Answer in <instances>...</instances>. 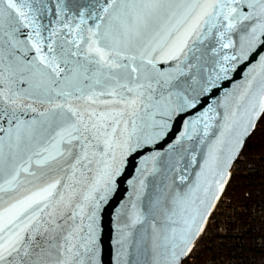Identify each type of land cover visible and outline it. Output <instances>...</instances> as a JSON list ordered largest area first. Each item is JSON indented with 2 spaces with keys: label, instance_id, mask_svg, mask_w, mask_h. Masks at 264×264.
Returning a JSON list of instances; mask_svg holds the SVG:
<instances>
[{
  "label": "snow or ice",
  "instance_id": "obj_1",
  "mask_svg": "<svg viewBox=\"0 0 264 264\" xmlns=\"http://www.w3.org/2000/svg\"><path fill=\"white\" fill-rule=\"evenodd\" d=\"M260 52L264 0H0V264H98L96 214L125 156ZM240 89L181 137L202 125L194 182L149 187L164 174L149 158L117 242L125 264L191 253L223 191L226 133L264 113V55Z\"/></svg>",
  "mask_w": 264,
  "mask_h": 264
},
{
  "label": "water",
  "instance_id": "obj_2",
  "mask_svg": "<svg viewBox=\"0 0 264 264\" xmlns=\"http://www.w3.org/2000/svg\"><path fill=\"white\" fill-rule=\"evenodd\" d=\"M259 55H264V52H260ZM259 55L253 54L248 60L243 62H237L233 69L227 74V78H223L217 81V87L208 93L207 96H201L197 101L196 108H189L184 111H178L168 120V128L163 137L158 138L155 142L147 145H142L140 148L129 152L121 166L119 175L114 177V182L111 190L105 195V199L100 202L99 208L96 214V233L95 241L97 246V260L98 264H125V258L120 255L121 249L118 245L121 232L126 220L125 213L130 208V204L135 202L137 204L140 201L136 199V193L134 186L137 180L141 177V171L144 169H151L152 163L149 159L153 155L159 153L157 158V167L161 168L163 175L157 174L155 177L147 175L146 183H149L153 179L157 181L167 178L169 184L179 174L187 176L186 183L195 181V174L200 171L203 166V157L206 153V145L200 143L205 139L200 133L202 125L197 127V132L193 133L191 129H188L191 139H181L183 133L186 131V127L190 121L196 120L209 106L215 107L220 101L223 100L226 92L238 95L240 86L244 85L246 79L249 78V70L255 64ZM170 64H165L164 67H169ZM259 80V77H257ZM218 112H223V108H217ZM264 113L260 114L253 123L254 126L244 131V125L246 121H243L241 125H238L232 132L226 133L225 140L227 143L223 145L224 152L222 153V159H227L228 164L225 167L227 175L223 180V191L217 193L219 199L215 201L214 208H211L209 219L214 212L220 198L228 189L231 180L232 172L230 167L236 157L240 154L246 140L254 133L256 126L260 118ZM220 117H217V121ZM217 121H213V127L210 130L208 140L213 139V132L218 134ZM222 122V121H221ZM195 156V160L192 157ZM204 178H202L203 180ZM208 180H212L213 177L208 176ZM215 179H219L216 177ZM216 185H212V191L214 192ZM212 192L209 193L208 203H211ZM207 222V225H208ZM205 226V230L207 228ZM204 230V232H205ZM204 232L195 239L194 246L201 239ZM193 246V248H194ZM192 248V249H193ZM129 253V260L135 258V249L129 247L127 249ZM190 255V253H189ZM188 255V256H189ZM184 257L182 261L187 258Z\"/></svg>",
  "mask_w": 264,
  "mask_h": 264
},
{
  "label": "built area",
  "instance_id": "obj_3",
  "mask_svg": "<svg viewBox=\"0 0 264 264\" xmlns=\"http://www.w3.org/2000/svg\"><path fill=\"white\" fill-rule=\"evenodd\" d=\"M230 171L233 186L182 264H264V148H243Z\"/></svg>",
  "mask_w": 264,
  "mask_h": 264
},
{
  "label": "trees",
  "instance_id": "obj_4",
  "mask_svg": "<svg viewBox=\"0 0 264 264\" xmlns=\"http://www.w3.org/2000/svg\"><path fill=\"white\" fill-rule=\"evenodd\" d=\"M258 125L261 127L257 129L247 140L244 145V149H254L260 151L264 148V114L260 118ZM235 176L231 181L230 188L233 186ZM204 259L200 260L202 264Z\"/></svg>",
  "mask_w": 264,
  "mask_h": 264
}]
</instances>
